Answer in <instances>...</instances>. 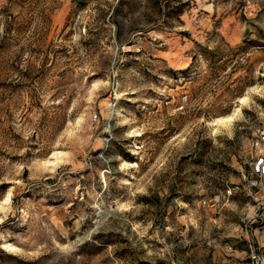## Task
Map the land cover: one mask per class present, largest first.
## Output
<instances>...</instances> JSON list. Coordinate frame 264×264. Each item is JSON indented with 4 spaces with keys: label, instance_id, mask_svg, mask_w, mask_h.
Here are the masks:
<instances>
[{
    "label": "rangeland",
    "instance_id": "rangeland-1",
    "mask_svg": "<svg viewBox=\"0 0 264 264\" xmlns=\"http://www.w3.org/2000/svg\"><path fill=\"white\" fill-rule=\"evenodd\" d=\"M253 255L264 0H0V264Z\"/></svg>",
    "mask_w": 264,
    "mask_h": 264
},
{
    "label": "built area",
    "instance_id": "built-area-1",
    "mask_svg": "<svg viewBox=\"0 0 264 264\" xmlns=\"http://www.w3.org/2000/svg\"><path fill=\"white\" fill-rule=\"evenodd\" d=\"M93 119H94L93 122H97L98 121L97 114H94ZM252 261H253V264H259V258L257 256H255V255L252 256Z\"/></svg>",
    "mask_w": 264,
    "mask_h": 264
}]
</instances>
